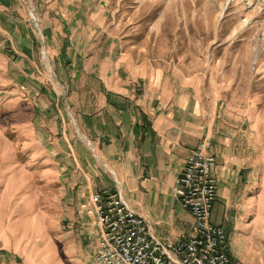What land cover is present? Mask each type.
<instances>
[{
	"label": "rangeland",
	"instance_id": "1",
	"mask_svg": "<svg viewBox=\"0 0 264 264\" xmlns=\"http://www.w3.org/2000/svg\"><path fill=\"white\" fill-rule=\"evenodd\" d=\"M74 29L86 33L80 58L89 66L111 54L133 68H163L188 79L209 107L264 119V0H0V253L26 264L63 262L55 231L70 199L67 164L50 142L53 102L70 94L75 74L65 70L73 46L62 41ZM254 188L227 203L232 264H264Z\"/></svg>",
	"mask_w": 264,
	"mask_h": 264
},
{
	"label": "crops",
	"instance_id": "2",
	"mask_svg": "<svg viewBox=\"0 0 264 264\" xmlns=\"http://www.w3.org/2000/svg\"><path fill=\"white\" fill-rule=\"evenodd\" d=\"M85 36L74 29L62 38L67 49L73 46L76 58L68 59L65 70L75 74L67 81L70 94L53 102L52 113L59 118L52 124L50 148L59 163L67 164L62 172L69 183L65 196L70 198L55 231L64 249L62 264H92L97 235L89 196L95 192H119L161 240L196 236L194 219L175 198L174 186L204 137L215 154L217 192L211 222L222 228L230 199L253 187L259 190L254 206L264 209V119L255 122L236 110L224 114L228 105L209 107L188 79L173 78L163 68H133L111 54L99 66H89L80 58ZM78 74L84 77L81 93ZM258 221L257 231L264 233V217ZM0 264L26 263L12 253H0Z\"/></svg>",
	"mask_w": 264,
	"mask_h": 264
},
{
	"label": "built area",
	"instance_id": "3",
	"mask_svg": "<svg viewBox=\"0 0 264 264\" xmlns=\"http://www.w3.org/2000/svg\"><path fill=\"white\" fill-rule=\"evenodd\" d=\"M214 165L212 143L204 137L188 156L174 186V196L193 217L197 235L176 241L156 237L119 192L92 193L89 204L97 235L92 264H232L227 237L211 222L217 192Z\"/></svg>",
	"mask_w": 264,
	"mask_h": 264
}]
</instances>
